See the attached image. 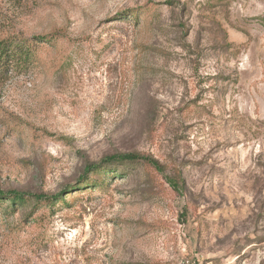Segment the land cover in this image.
Listing matches in <instances>:
<instances>
[{
    "label": "rangeland",
    "instance_id": "obj_1",
    "mask_svg": "<svg viewBox=\"0 0 264 264\" xmlns=\"http://www.w3.org/2000/svg\"><path fill=\"white\" fill-rule=\"evenodd\" d=\"M0 26L57 37L0 81V191L64 197L0 218V264H264V0H0ZM123 154L161 170L78 183Z\"/></svg>",
    "mask_w": 264,
    "mask_h": 264
},
{
    "label": "trees",
    "instance_id": "obj_2",
    "mask_svg": "<svg viewBox=\"0 0 264 264\" xmlns=\"http://www.w3.org/2000/svg\"><path fill=\"white\" fill-rule=\"evenodd\" d=\"M130 18L137 21L138 13L133 12ZM57 37L46 35L42 37L28 38L20 33L9 32L0 26V81L16 75H26L36 66V52L43 46L51 45ZM14 130L16 126L12 127ZM124 163H144L156 171L161 167L152 158L138 154L112 155L105 157L98 163H89L85 166L78 183L84 186L94 185L91 176L100 172L107 171L112 166ZM172 185H177L172 183ZM69 194L68 191L66 195ZM64 199L63 194H32L26 191H0V209L5 205L9 213L0 211V218L14 215L26 204H32V209L26 220L31 219L32 223L38 221L37 210L40 207L53 208Z\"/></svg>",
    "mask_w": 264,
    "mask_h": 264
}]
</instances>
